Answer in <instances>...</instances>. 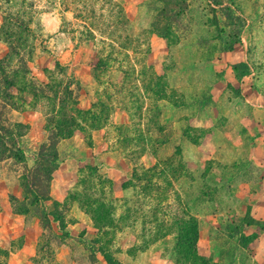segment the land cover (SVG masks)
Instances as JSON below:
<instances>
[{"label":"rangeland","instance_id":"374dc122","mask_svg":"<svg viewBox=\"0 0 264 264\" xmlns=\"http://www.w3.org/2000/svg\"><path fill=\"white\" fill-rule=\"evenodd\" d=\"M227 2L246 22L241 32L240 41L234 44V48L227 49L232 40L231 37L234 35V29L225 26V19L218 17L216 20L209 1L190 0L188 10L183 12L185 15L180 13L174 20L175 23H172V34L175 37L172 39V44H169L164 51L163 72L161 75H157L156 64L162 62V55L159 54L158 58H155L153 53L149 55L150 34L144 36L140 34L138 36L142 37L136 38L138 33L131 29L132 21L125 12L123 0H0V125L23 132L24 130L15 127L17 122L14 111L29 110L37 106L46 115L45 126L49 127L55 137L56 132L51 125L53 102L49 101L46 96L42 98L41 92H38V87L34 85L29 74L33 72L34 67L39 68L46 65L50 60L49 62L54 61V66L48 73L50 84L52 82L55 85L62 83L63 89L65 83H74L73 69L66 66L64 61L59 60V53L57 51L53 53V47L50 44L59 33H65L66 37L72 41L68 48L73 50V54L76 53V49H79L77 52L79 60L84 62L91 60L93 63L100 60L101 65L106 63L104 67L97 70L99 72H97V76L100 75L99 80L106 87L104 89L106 94L110 95L111 93V88L108 85L111 72L116 70L125 72V75L122 74L124 80L122 87L123 91L125 90L123 96L128 105L137 108L143 104L139 98L142 84L138 79L141 77L136 76L140 72L144 75L142 82L149 91L154 92L156 84L162 85L159 91L162 93L165 90L166 98L168 97L172 103L177 102L180 106H185L186 103L197 105L206 113L210 112L211 105H218L219 109L225 108L226 112L223 110L224 113L229 114L231 112L230 103L236 100L242 102L243 96L252 97L249 86L253 85L264 95V0H227ZM112 4L120 5L123 15L129 20V22L127 20L128 23L125 24L121 21L117 8H113ZM141 6L143 10L156 14L153 20L154 25L158 24L160 29L165 27L162 16L159 17L164 5L156 2L142 3ZM143 18L148 19L145 14ZM160 18L161 20L158 22ZM45 23L51 28L55 26L58 32L46 33ZM74 60L77 59L74 58ZM239 63L246 64L249 69V75H244L248 76L244 83L239 80L242 70L236 71L234 68ZM38 74L40 73L37 72V78L44 80V77ZM10 81L16 83V89H11L8 86ZM246 82H248L247 85ZM226 85L229 86L228 92L215 98L214 94H218V91L224 89ZM168 87H170L169 91H167ZM46 90L49 93L48 87ZM118 95L122 96V93ZM150 95L151 98L152 94L150 93ZM119 96L118 98L122 100V97ZM52 99L55 98L52 97ZM153 99L156 98L153 97ZM151 102L153 101L151 100ZM58 114V120L62 122L70 120L65 110L62 112L58 110ZM135 120L134 124H138L139 118L135 117ZM224 120L219 119L218 125L220 126L228 119L224 118ZM234 120L233 117L231 121L237 122ZM162 129L159 138H156L155 134H151L153 139L159 140L157 145L153 142V148L158 149L156 151L157 159L174 164L176 176L173 177L175 179L170 178L169 183H161L159 188L161 193H158L159 190L157 191L154 187L152 202L144 197H139V187L134 180L124 182L130 184L129 188L126 191H117L112 195L119 198L115 216H112L117 229L107 230V234H104L89 214L97 230V235L93 239H97V243H90L88 246L75 244L79 250L74 255L79 262L81 264L89 262L136 264L140 261L152 245L166 237V234L161 236L166 228L156 229L155 227L158 222H166L165 214L170 211L169 207L161 208L157 205L159 194H163V196L167 194L168 199H172L173 202L175 200L174 203L171 202L173 216L183 214L184 209L180 204L187 206L192 214H199L200 210L196 207L199 202L193 204L194 208L189 206L190 202L200 201L204 198L220 201L232 194L243 198L246 204H238L235 207L236 210H231L230 213L228 207L223 208L224 206H222L223 209L220 212H224L227 216L232 213H237V215L231 222L224 221L222 230L218 228L216 233L212 234L210 247L206 246L205 242L201 247V252L198 251V253L208 260L206 264H264L263 245L257 244L256 240H246L242 237L239 242L236 235L237 228L241 227L240 220L247 214L250 215L249 211L243 217L240 214L247 212L246 206L251 201V196L247 194L249 190L244 188L242 182L249 180L253 185L264 177L258 169V160L253 157L252 146L236 148L228 144L224 147L228 153L224 162L208 160L204 156L210 153L208 149L204 152L200 146V151H198L197 147L206 142V139L211 138L214 129L191 128L188 123H184L182 128L177 130L164 125H162ZM26 131L28 132V128ZM174 131L175 133L177 131L180 140L176 147L171 144V138L175 136ZM4 146L0 147V179L22 185L26 174L25 163L18 160L11 144ZM118 146L123 151L125 150L122 148V144H118ZM192 160L193 163H191ZM187 161L190 163L188 164ZM223 163H226L227 166L225 167ZM26 164L30 168H34L36 165V163L29 165L28 160ZM134 166L138 168L139 176L144 173L139 160ZM214 170L218 172H212ZM83 171V176L78 175L79 178L72 187L70 200L63 207L59 205H55L54 209L50 207L56 217L61 218L63 222H65L64 216L67 217L68 222H65L66 228L63 231L53 229L50 222L46 220L44 208L47 210L48 201L36 204L33 197L26 194L25 202L14 203L16 213L23 214L28 211L26 214L38 217L49 232L40 242L37 257L39 264H60L56 255L59 249L58 245L64 243L68 237V224L73 221V218L70 217V210L76 203L82 207L79 203L85 204L90 200H98L105 204L103 209L100 208L101 212H104L105 207L106 209L114 207L106 194L99 192L98 188L95 189L96 175L91 171ZM101 175L103 178L112 180L107 174ZM46 187L47 183L44 182V189ZM261 193L262 199L252 197V200L257 203L258 211L263 213L261 205L264 204V189ZM175 194H179L180 197H176ZM125 200L127 208H123ZM167 202L169 201L167 200ZM48 205L50 206V203ZM82 209L86 211L84 206ZM127 209H129L128 213L125 212ZM90 212L97 214L95 209ZM202 212L204 214L219 213L218 207L213 205H206ZM121 216H125V220L119 222ZM223 218L225 216L222 215L218 222L216 218L210 217L208 220H202L201 223L204 226L218 227L219 224H222ZM256 225V232L253 231V228L247 230L249 236H253L254 232V237L257 236L258 230L264 227V222ZM167 230L169 231L170 228ZM18 238L17 242H20L21 237ZM102 248L105 250L104 253L99 251ZM7 257L8 253L0 248V264H6ZM173 257L176 264H189L179 258L177 249H175Z\"/></svg>","mask_w":264,"mask_h":264},{"label":"crops","instance_id":"0c3cea01","mask_svg":"<svg viewBox=\"0 0 264 264\" xmlns=\"http://www.w3.org/2000/svg\"><path fill=\"white\" fill-rule=\"evenodd\" d=\"M123 1L125 12L132 21L131 29H134V31L138 33L136 34V38L142 37L138 36L140 34L143 36L145 34H150L149 55L153 53L155 58H158L159 54L162 55V62L156 64L158 69L157 75H161L164 67L163 59H165L163 54L168 48V42L154 31L153 20L156 14L152 11L143 10V7L141 6L142 3H156L157 0ZM144 14L148 19L143 18ZM146 21L148 22L145 23ZM44 30L46 33L51 34L58 32L55 26L54 28H51L46 23L44 24ZM67 42L69 43L68 45ZM71 43L72 41L66 37L65 33H59L50 44H52L51 47H53V53H56V51L59 53V60L64 61L66 66L73 69L74 83L72 89L76 93H79L77 108L80 111H89L99 101L109 103L104 91L106 87L102 85L99 80L100 75L98 74L97 76L98 71L94 70L93 62H91V60L90 62L79 60V55L77 54L79 49H76V53L73 54V50L68 48ZM74 58L77 60H74ZM49 61L46 65L44 64L45 66L43 65L39 68L34 67L33 72L29 74L34 85L38 88H46L50 84L48 73L52 70L54 61ZM37 72L40 73L38 75H42L44 80H46L44 81L37 78ZM122 74L123 72L121 70L111 72V75L109 76L111 78L108 79V85L110 86L111 91L114 89L113 87L120 85L123 77ZM247 78L248 76H244L240 77L239 80L244 83ZM247 84L248 82H246V85ZM228 87L229 86L226 85L224 89L218 91V94H214L213 91L214 97L219 98V95L228 92ZM169 88L170 87L167 88V91L170 90ZM249 89L251 90L250 95H252V97L243 96L244 99L242 102L236 100L235 102L230 103L229 106H231V108H229L231 112H229V114L224 113L223 110H225V108H223V110L219 109L218 105H211L210 112L206 113V111H202L197 105L193 106L186 103L185 106H180L175 102L172 103L169 99H160L157 102L160 109V116L157 121L164 126H170V128L174 130L182 128L184 123H188L191 128L198 127L210 130L214 129L211 138H208V140L206 139V142L203 143L204 145H198L197 147L198 151H200V146L204 149V152L208 149L210 153L204 155L208 160L214 159L224 162L228 156L224 147L228 144H231L232 147L236 148H250V146H252L254 149V153H252L253 157L258 160V169L264 176V95L261 94L259 90H256L253 85L249 86ZM141 95L142 100L144 97L141 116L142 132L146 137H152L151 134H155V137L159 138L161 133H154V130L151 129V131H149L147 128H150V121L147 119V113L149 111L150 103H152L151 99H149L143 89L141 90ZM204 107L207 108L208 106ZM111 110L110 118L106 123H103L101 127L90 130L91 143L86 140V135L82 131L77 130L72 136L61 140L58 144L57 148L60 158L59 166L55 170L51 182V200L48 201L50 206L46 204L47 212L50 213V224L53 229L55 228L57 231H61L62 229L59 221L54 220L53 214L55 213L50 207L53 209L55 205L63 207L70 200L72 187L76 182L82 167L90 166L96 168L98 173L107 174L112 181L117 184H122L132 179L134 165L137 160H139L140 165L146 169L152 168L160 162L156 156V151L158 149L153 148L150 144L145 146L146 150L141 154L139 159H133L134 156L132 155L133 150H138L136 146L134 147L131 145L127 151H123L119 148V136L116 129L120 127H130L136 120L128 111L113 106V104H111ZM14 114L17 123H22L28 127V132L21 138L20 146L30 163L29 165H31V163H36L41 146L48 141V131L45 126L46 115L41 108H37V106L24 111L15 110ZM233 117L237 122L234 123L231 121ZM221 118L223 121H225L224 118L228 120L219 126L218 121ZM210 130H208L209 133H211ZM174 135V137L170 138L171 144L176 147L179 140L177 131L176 133L174 131ZM187 162L188 164L190 163V161ZM193 162L194 161L192 160L191 163ZM223 164L225 167L227 166L226 163ZM212 172L217 173L218 171L214 170ZM260 180V182L258 181L253 185L249 180L242 182L244 188L249 190L247 191V194L248 196H251V201L248 202L246 206L247 212L240 214L243 217L249 211L251 217L257 222V224L264 222V204L261 205L263 213H260L258 207H256L257 203H255V200H252V197L263 198L261 191L264 189V177ZM215 185L217 186V184ZM25 201L26 191L22 185L12 184L6 179H0V248L8 253L6 264H39L37 257L40 242L42 238L49 233L38 217L31 214L16 213L14 211V203ZM195 202H199L196 207L200 210L199 214H193L200 222V237L198 241V251L200 252L201 247L205 242L207 243L206 246L210 247L212 234H215L218 228L222 230L224 221L231 222L237 215V213H232L227 216L224 212L222 213L220 211L223 208L228 207V212L230 213L231 210H236L235 207H237L238 204H246V201L244 202L243 198L232 194L224 199L222 198L220 201L213 198H204L200 201L190 202L189 206L194 208L193 204ZM206 205L218 207L219 213L204 214L202 210ZM222 206L224 207L222 208ZM65 213L67 214L66 211ZM222 215L228 220H224L225 218H223L221 222L222 224H219L218 227H211L209 225L204 226L203 223H201L202 220H208L210 217L214 219L216 218V221L219 222ZM70 217L73 218V221L68 224L67 231L69 234L67 239L64 243L58 245L59 249L56 253L57 261L60 264H81L74 255V253L79 250V247H76L77 245L75 244H83L86 246L90 243L93 244L92 240L95 239L97 230L94 227L90 215L78 206L77 203L70 210ZM64 221L68 222V219L65 216ZM256 226V224L246 225L243 229V233L249 236L247 230L253 228V231L256 232ZM18 237H21L20 242H17L19 241ZM255 240L257 244L263 245L264 247V227L258 230ZM177 243V234L171 233L166 235L161 241L152 245L136 264H176L173 253H175ZM99 259L102 261L101 257H99ZM87 264H99V262H89Z\"/></svg>","mask_w":264,"mask_h":264},{"label":"trees","instance_id":"16d2710c","mask_svg":"<svg viewBox=\"0 0 264 264\" xmlns=\"http://www.w3.org/2000/svg\"><path fill=\"white\" fill-rule=\"evenodd\" d=\"M209 3L212 6V9L214 11V17L216 20L218 17H221L225 19V26H228L232 29H234V35L231 37V41L227 47L228 50H232L234 48V44L240 41V36L241 32L245 27V20L242 18L240 14L237 13V11L227 2V0H208ZM189 2L190 0H157V3L164 5V8L160 12V16L162 18V22L165 23V27L163 29H160L158 24L154 25V31L161 35L164 39L167 40L168 45L172 44V39L175 37L172 34V26L174 20L180 15V13H183L184 10L187 11L189 8ZM109 4V3H108ZM110 5V4H109ZM113 8H117V12L119 16L121 17V21L126 24L127 18L125 15L122 13V8L118 4H112ZM184 14V13H183ZM185 15V14H184ZM158 19V22L161 20ZM129 22V20H128ZM127 22V23H128ZM175 23V22H174ZM122 24V23H121ZM91 30V29H90ZM94 30V29H93ZM92 31V30H91ZM93 34V33H92ZM102 61V60H101ZM106 61V60H105ZM94 70L97 71L99 68L104 67L106 65L102 64L100 60L98 62L92 63ZM236 71L242 70V76L244 75H249V69L248 66L244 63H239L235 67ZM134 69V68H133ZM122 71V70H121ZM123 74L125 75V72L122 71ZM133 73V72H132ZM139 78L138 81L140 82L141 85V90L143 89L149 99H151L153 102L150 103L149 106V111H148V117L147 119L150 121L149 131L155 130V132H162V124L157 121V119L160 116V109L158 107V100L160 99H168L166 98L165 90L162 93L159 91L160 86L159 84L154 85L155 90L154 92L152 90L149 91L148 87L144 85V82H142V77L144 76L142 73L138 72L136 75ZM127 77V76H126ZM123 84L124 80L120 82V85L117 87H113L114 89L111 91L110 95L106 94L107 100L109 103L105 101H99L96 103L92 109L89 111H80L77 108L78 105V98H79V93L75 92L72 89V82H67L65 83L63 89L62 83L54 84L53 82L49 84L48 90L49 93H47L46 88H37L38 92H41L42 98L46 96V98L49 101L53 102L52 105V114L53 118L51 120V125L52 129L56 132L55 137L53 136L54 133L52 134V131L49 130V127L46 126V130L49 132L50 136L48 137V141L44 143L41 146V149L39 151L37 160H36V165L34 168L28 167L27 163V157L22 150L20 143H21V138L27 133L26 129L28 128L26 125L22 123H16L17 128L24 130L23 132L20 131L18 132L17 130L9 129L6 126H1L0 125V147H5L4 145L6 144H11L13 152L16 156H18V160H20L21 163H25V169H26V174L24 176V182L22 183L23 188L26 191V194L28 196L33 197V201L36 202V204L40 203H45L49 200L50 198V185L53 179V174L55 170L59 166V152H58V144L61 140L69 138L74 134L75 131L79 130L82 131L86 135V140L91 143L90 141V130L101 127L103 123H106L107 120H109L110 115H111V104L113 106H117L119 108H122L126 111H128L132 116L138 117L139 118V123L138 124H132L130 127H120L117 128V134L119 136L118 143L122 144L123 147L125 148L124 151L129 150L131 145L134 147L136 146L138 150H133L132 155L134 156L133 159H139L141 157V154L144 153L146 150V145L150 144L152 147H154L153 142L158 144V139H153L150 136H145L144 133L142 132V126H141V116H142V110H143V104L141 106H138L135 108L132 105H128L125 101L124 94L125 90L123 91ZM8 86L11 87V89H16V83L14 81H10ZM140 90V91H141ZM139 91V90H138ZM153 92V93H152ZM122 96H119L118 94H121ZM124 93V94H123ZM150 93L152 94V97L150 98ZM150 95V96H149ZM36 96V95H35ZM44 96V97H43ZM119 97H122V100H120ZM38 97V96H36ZM54 97L55 99H52ZM62 99H64L62 101ZM156 98V99H153ZM40 98V97H38ZM140 101L142 100V95H139ZM114 101V102H113ZM177 105L179 103L176 102ZM32 107V106H29ZM58 110L61 112L65 110L68 115H69V121L67 122H62L58 120ZM139 112V113H138ZM1 119V116H0ZM154 125V126H151ZM14 127V128H15ZM155 128V129H154ZM18 129V130H19ZM10 152L12 151L11 149H7ZM156 151V150H155ZM1 154V152H0ZM176 158V157H175ZM174 158V159H175ZM173 159V160H174ZM174 165V164H173ZM172 163H166L165 161L158 162L154 167L146 169L143 166L141 170H143L144 173H142L140 176L137 173L138 168L135 167L134 169V174L132 176V180H134L137 183V187H139V197H144V199L149 200V202L153 201L152 197L154 196V187L159 190L161 183L168 182L170 178L175 179L176 176V171L173 168ZM83 170L91 171V173H94L96 175V185L95 189L98 188L99 192H102L104 195L106 194L109 198V201L111 202V205H114V207H110L109 209H104V212H101L100 208L104 207V203L98 201V200H93V201H88L85 204L79 203L83 208V206L86 208V213L90 214L92 216V219L96 226L102 230L104 234H107V230H116V224L115 221H113L112 216H115L116 213V205L118 204L117 202L119 201L117 197L112 196L114 193L117 191H126L129 188L130 184L122 183V184H117L112 180H109L107 178H103V175L98 173L96 168H92L90 166H84L80 170L79 176H83ZM79 178V177H78ZM44 182L47 183L46 189H44ZM169 183V182H168ZM133 186V185H132ZM135 187V186H134ZM172 187V185H171ZM96 191V190H95ZM173 191V189H172ZM152 192V194H150ZM158 193H161L160 190ZM152 195V196H151ZM176 197L179 196V194H175ZM180 197V196H179ZM167 200L169 202H167ZM79 202V201H78ZM172 199H168V195L165 194H159L158 200H157V205L160 206L161 208L163 207H169L170 211L165 214L166 216V222H158V224L155 226L156 229L159 228H166V230L161 234L162 235H168L173 232L178 235V243L176 245V249L178 251L179 258L183 261L189 262V264H206L208 261L206 258L202 257L198 253V241H199V228H200V223L198 218L193 215L187 206L184 204H180L181 207H183L184 212L183 214H178L173 216L174 214L171 212L172 209ZM126 200L124 202L123 208H127L125 206ZM123 205V204H122ZM179 205V206H180ZM121 207V206H119ZM159 207V208H160ZM92 209H95L97 211V214H92L90 212ZM101 212V214H99ZM126 213L129 212V209L125 211ZM27 212H23V214H26ZM44 213L46 216V220L50 222L49 215L50 213L47 212L44 208ZM124 213V212H123ZM171 213V214H170ZM54 215V220L59 221L60 227L62 231L66 228L65 222L62 221V219L57 218L55 214ZM52 215V216H53ZM170 216V217H169ZM129 218V216H128ZM174 218V219H173ZM122 220H125V216H121L119 219V222H122ZM241 221V227L237 228L236 230V235L238 236L237 239L240 242L241 237L242 239L248 240V239H253L255 240L254 235L253 236H247L243 233V229L246 225H253L257 224L255 220L251 217V215L247 214ZM166 223V224H165ZM170 230L168 231L167 229ZM129 230V229H128ZM132 231V230H130ZM165 235V236H166ZM150 237L152 235L150 234ZM93 244L97 243V239L93 240ZM101 253H104V249L99 250Z\"/></svg>","mask_w":264,"mask_h":264}]
</instances>
